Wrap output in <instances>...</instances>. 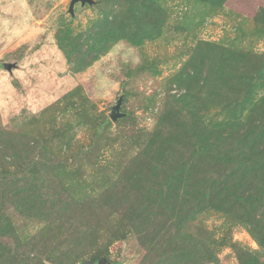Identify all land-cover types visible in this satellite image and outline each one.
Wrapping results in <instances>:
<instances>
[{
  "label": "rangeland",
  "instance_id": "rangeland-1",
  "mask_svg": "<svg viewBox=\"0 0 264 264\" xmlns=\"http://www.w3.org/2000/svg\"><path fill=\"white\" fill-rule=\"evenodd\" d=\"M70 1L0 0V264H264V0Z\"/></svg>",
  "mask_w": 264,
  "mask_h": 264
},
{
  "label": "water",
  "instance_id": "water-1",
  "mask_svg": "<svg viewBox=\"0 0 264 264\" xmlns=\"http://www.w3.org/2000/svg\"><path fill=\"white\" fill-rule=\"evenodd\" d=\"M79 3L81 6L88 5L92 6L94 4L93 0H71L68 8V13L71 17H74V6ZM15 64H6L4 69L7 71H11L14 68ZM123 97L120 95L116 101V104L111 108L109 118L111 121L115 122L120 118H123L125 114L120 112V108L122 105ZM83 264H110V262L106 259H100L97 262L85 261Z\"/></svg>",
  "mask_w": 264,
  "mask_h": 264
},
{
  "label": "trees",
  "instance_id": "trees-1",
  "mask_svg": "<svg viewBox=\"0 0 264 264\" xmlns=\"http://www.w3.org/2000/svg\"><path fill=\"white\" fill-rule=\"evenodd\" d=\"M100 51H101V50H100ZM104 124H105V123H102V125H104ZM165 255H166V254H162V256H165ZM101 259H106V258H101ZM98 260H100V259H98ZM98 260H97V261H98ZM97 261H96V262H97ZM84 262H85V261H84ZM84 262H82L81 264H83ZM91 262H94V261H91Z\"/></svg>",
  "mask_w": 264,
  "mask_h": 264
}]
</instances>
